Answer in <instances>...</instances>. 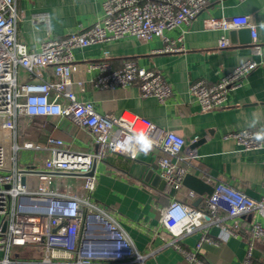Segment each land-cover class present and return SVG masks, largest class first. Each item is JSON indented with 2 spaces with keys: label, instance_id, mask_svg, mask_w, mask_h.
I'll return each mask as SVG.
<instances>
[{
  "label": "built area",
  "instance_id": "obj_1",
  "mask_svg": "<svg viewBox=\"0 0 264 264\" xmlns=\"http://www.w3.org/2000/svg\"><path fill=\"white\" fill-rule=\"evenodd\" d=\"M208 0H105L100 19L80 31L61 37L48 38L39 50L29 49L17 40L20 17L15 0H0V264H50L63 259L62 264H92L111 261L112 264L143 262L119 222L93 200L96 178L88 175L93 163L107 155H120L134 159L138 150L126 143L129 136L147 133L153 141L158 175L171 192L181 189L182 178L197 155L186 151V142L177 133L156 127L149 121L129 119L123 115L98 114L93 105L81 102L71 89L76 72L73 52L92 45L127 37L138 41L160 39L161 53L183 50L182 37L172 40L165 36L169 29L188 25L207 5ZM207 29L227 32L248 29L255 47L257 60L248 59L223 74L216 82L198 80L190 83L188 93L194 97L201 111L224 106L230 92L237 89L243 79L264 64V50L256 46V26L246 15L229 18H210ZM230 46L226 36L218 40V48ZM51 68L52 79L47 70ZM89 69L97 75L89 83L98 90L112 91L135 85L144 98L152 97L164 102L171 88L160 72L139 67L126 61L114 68L106 60L91 63ZM79 87L82 80L76 81ZM56 117L70 119L92 136V151H73L54 137L43 144L18 141L17 126L22 118ZM261 129H244L229 133L243 151L264 150V141L254 139ZM21 150L44 154L34 171L35 181L29 186L24 170L19 167ZM37 164V163H36ZM70 175L81 178V195L71 194L56 182L58 177ZM25 176V183L21 178ZM212 195L204 200L202 208H195L172 198L161 211L160 222L171 236L175 248L190 264H205L199 253L204 243H213L206 227L219 224L220 214L239 217L253 211L264 210V198L254 200L237 188L219 182H209ZM191 196L193 192H189ZM176 209L184 215L177 220ZM200 231L194 251H185L177 245L183 237ZM252 242L248 244L241 264L251 261L253 241L262 242L264 258V226L254 223L249 229ZM31 245L42 253L41 260L21 261L12 257L15 247ZM67 260V261H66Z\"/></svg>",
  "mask_w": 264,
  "mask_h": 264
},
{
  "label": "crops",
  "instance_id": "obj_2",
  "mask_svg": "<svg viewBox=\"0 0 264 264\" xmlns=\"http://www.w3.org/2000/svg\"><path fill=\"white\" fill-rule=\"evenodd\" d=\"M105 0H15L20 21L17 24V40L29 49L39 50L48 38L61 37L80 31L101 18ZM246 15L256 26V46L264 50V0H208L205 8L188 25L166 30L172 40L182 37L183 50L176 53L159 52L160 39L138 41L127 37L104 44L92 45L73 52L76 72L72 76L71 89L81 102L90 103L100 115H123L129 119H142L163 130L177 133L186 142L185 150L194 151L197 158L188 166L191 173L206 183L219 181L237 188L246 196L264 198V150L243 151L229 133L244 129L264 128V64L252 70L241 85L230 92L224 106L211 111H201L198 103L188 93L190 83L204 80L216 82L223 74L248 59L257 60L250 33L249 42L242 44L235 35L232 43L230 31L247 32L239 28L227 32L207 29L210 18H229ZM226 36L227 48H218V40ZM106 60L114 68L126 61H134L139 67L161 73L171 88L164 102L152 97L144 98L133 85L112 91L98 90L89 81L97 71L89 69L91 63ZM52 79V70H47ZM82 80L81 88L75 84ZM256 120L254 127L250 126ZM18 141L43 144L48 137L62 140L73 151H92L91 134L78 127L70 119L56 117L22 118L17 126ZM161 153L152 149L148 154L137 152L134 159L120 155H107L94 166L96 178L92 200L106 209L121 225L134 248L144 259L141 264H190L174 247L171 236L162 226L161 211L172 198L195 208H202L205 198L191 196L182 187L171 192L143 182L151 165H156ZM44 154L32 150L19 152L18 166L33 171ZM37 163V164H36ZM33 186V174L26 176ZM56 182L71 194L81 195L82 179L70 175L61 176ZM211 185V184H210ZM219 224L206 227L213 243H204L199 258L205 264H241L248 244L252 242L249 229L254 223L264 226V210L253 211L239 217L220 214ZM200 231L183 237L177 245L185 251H194ZM262 242L253 241L251 261L264 264L261 257ZM2 253L0 252V258ZM12 257L21 261H40L42 253L31 245L15 247ZM54 259L50 264H62ZM67 261V260H66ZM43 264V263H42ZM92 264H112L111 261H94ZM139 264V263H125Z\"/></svg>",
  "mask_w": 264,
  "mask_h": 264
},
{
  "label": "water",
  "instance_id": "obj_3",
  "mask_svg": "<svg viewBox=\"0 0 264 264\" xmlns=\"http://www.w3.org/2000/svg\"><path fill=\"white\" fill-rule=\"evenodd\" d=\"M248 33L247 32H234V31H230L229 35H230V40L233 43L234 42V38L235 35L239 34L241 36L240 42L242 44L249 42L248 39ZM94 166L95 163H93L92 166V170L89 172V176L93 175L94 172ZM156 169V165H151L149 170L145 173L144 177H143V182L150 184L153 187H158V189L163 190L166 187V184L163 180L160 179L158 174H154L153 170ZM25 174H34V171H28V170H24L22 171ZM21 184L25 183V176H23L20 180ZM182 186L185 187L186 189L190 190L191 192H193L194 194H196L197 196H199V198L197 199L195 205L200 202V200H202V198L208 199L212 193H213V188L210 184L206 183L204 180H202L201 178L191 174V173H186L183 178H182Z\"/></svg>",
  "mask_w": 264,
  "mask_h": 264
},
{
  "label": "clouds",
  "instance_id": "obj_4",
  "mask_svg": "<svg viewBox=\"0 0 264 264\" xmlns=\"http://www.w3.org/2000/svg\"><path fill=\"white\" fill-rule=\"evenodd\" d=\"M256 122V120H253L250 126L254 127ZM254 139L257 141H264V129H261L260 131L255 133ZM126 143L129 144L130 148L134 147L139 152H143L145 155L148 154L153 148V141L151 140L149 135L144 132L136 133L129 136ZM183 215V210L176 209L177 220H179Z\"/></svg>",
  "mask_w": 264,
  "mask_h": 264
},
{
  "label": "trees",
  "instance_id": "obj_5",
  "mask_svg": "<svg viewBox=\"0 0 264 264\" xmlns=\"http://www.w3.org/2000/svg\"><path fill=\"white\" fill-rule=\"evenodd\" d=\"M19 123V122H18Z\"/></svg>",
  "mask_w": 264,
  "mask_h": 264
}]
</instances>
